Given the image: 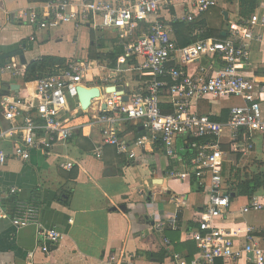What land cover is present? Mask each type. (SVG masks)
I'll return each mask as SVG.
<instances>
[{"label": "built area", "instance_id": "built-area-1", "mask_svg": "<svg viewBox=\"0 0 264 264\" xmlns=\"http://www.w3.org/2000/svg\"><path fill=\"white\" fill-rule=\"evenodd\" d=\"M219 1L191 0L188 14L182 20H195L217 7ZM165 3L166 0H47L41 9L29 7L21 12L20 17L36 30H51L72 23L75 27L112 31L124 54L106 77H101L104 64L96 60L68 59L56 74L34 81L33 100L28 102V97L21 96L9 102L8 97H3L1 104L7 106L4 118L11 125L1 136L13 137L14 142L11 152L0 149V170L9 158L26 161L32 150L45 151L65 143L72 136L70 119L92 110L94 114L88 123L101 137L100 145L95 148L96 156L101 155V147L105 145L113 146L118 154L128 158L135 157V148L154 145L173 163L183 166L179 151L184 146L191 149L185 169L168 167L166 170L167 177L181 182L192 178L208 192L199 223L189 234L198 250L191 264H213L218 258L242 257L250 264H264V249L251 236V227L243 229L247 242L240 248L232 239L225 238L223 229L217 226L230 207L221 175L227 157L222 146L228 145L231 151L238 152L241 139H247L264 152V81L251 79L242 70L250 59L252 43L262 40L255 33V27H264V5H258L247 18L233 13L223 39L208 37L178 47L171 23L160 18ZM34 40L31 35L29 41ZM202 56L207 64H199L191 72L189 65ZM131 57L135 62L121 69L120 62ZM24 68L20 62L11 61L3 66L2 72L22 76ZM123 71L137 75L144 86L132 93L119 88L118 79L112 75L118 77ZM79 85L96 86L100 90V96L91 100L87 110H82L77 100ZM110 85L117 91H105ZM123 95L127 96L126 101ZM71 100L76 101L73 109ZM203 100L235 101V104L228 106L227 119L218 121L210 113L198 112L197 104ZM162 104L169 110H164ZM126 122L141 125L143 134L126 140L120 130V125ZM60 166L69 170L72 164ZM16 193L14 187L8 190L9 196ZM262 210L264 195L255 193L241 206L240 213ZM157 212L153 208L150 215L155 219ZM11 222L17 229L34 226L50 244L58 243L63 237L58 230L42 226L37 205L20 198L14 201ZM175 222L174 216L155 219L151 228L163 232L176 228ZM164 242L169 245L167 239ZM42 250L47 252L48 246L42 245ZM173 258L178 261L179 256L174 254ZM110 259L116 261L114 256Z\"/></svg>", "mask_w": 264, "mask_h": 264}, {"label": "crops", "instance_id": "crops-1", "mask_svg": "<svg viewBox=\"0 0 264 264\" xmlns=\"http://www.w3.org/2000/svg\"><path fill=\"white\" fill-rule=\"evenodd\" d=\"M190 1L166 0L160 18L166 23L182 20L188 14ZM238 2L220 0L217 7L195 20L222 30L225 36L229 18L233 13L238 14ZM42 3L0 0V149L8 153L14 138L1 136L11 125L4 118L7 106L2 105L1 100L8 97L7 100L13 102L21 96L28 97V102L33 100L37 78L25 82L23 75L2 72L3 66L11 61L21 63L20 55L26 61L25 68L29 62L47 56L66 61L88 58L93 43L90 28L75 27L72 23L51 30L30 27L20 14L29 7L41 9ZM259 3L264 5L263 0ZM95 32L110 41L116 36L112 31ZM255 33L260 34L262 40L252 43L250 59L242 70L247 77L264 81V27L256 26ZM31 35L35 37L32 42L29 41ZM126 60L119 64L123 70L128 66ZM199 64H207V59L202 56L189 65V70L195 71ZM116 79L117 86L127 93L136 92L143 84L137 75L128 76L126 71L119 73ZM75 104V100L70 101L71 109ZM233 104L235 101L203 100L198 102L197 110L222 117ZM93 114L90 110L70 119L72 136L65 143L45 151L32 150L26 161L9 158L1 168L0 264H191L197 252L188 258L189 249L196 247L189 234L196 228L194 215H201L206 207L207 190L197 187L192 178L181 182L167 177L168 167L185 169V161L183 159V166L173 163L159 146L135 148V157L128 158L118 154L113 146L105 145L101 147V155L96 156L95 148L100 145L101 137L88 123ZM135 125L134 122L120 125L126 140L135 138ZM260 151L264 153L261 148ZM249 153L251 150L242 156ZM67 162L72 164L69 170L60 166ZM12 187L17 189L15 196L8 195ZM257 194L264 195V187ZM234 195L231 193L228 212L217 221V226L223 229L225 238L232 239L240 248L247 242L242 231L249 226L253 229L251 236L264 249V210L242 214L240 208L247 203V197ZM16 198L37 205L42 226L58 230L62 239L50 244L32 225L19 229L13 226V199ZM121 205L125 206L124 210L119 209ZM153 208L158 211L155 219L174 216L176 228L163 232L153 230L155 219L150 215ZM42 245L48 246L47 252L42 250ZM174 254L179 256L178 261L174 260ZM113 256L116 261L110 259ZM213 264L250 263L242 257L238 260L218 258Z\"/></svg>", "mask_w": 264, "mask_h": 264}, {"label": "trees", "instance_id": "trees-1", "mask_svg": "<svg viewBox=\"0 0 264 264\" xmlns=\"http://www.w3.org/2000/svg\"><path fill=\"white\" fill-rule=\"evenodd\" d=\"M29 2H46L47 0H28ZM239 2V11L238 15L242 18H247L259 5L260 0H238ZM171 27L174 33V37L176 40V44L178 47H184L190 45L197 40L205 39L208 37H214L217 39H223L225 36L222 35V30L220 29H212L207 27L203 21L193 20V21H185V20H175L171 22ZM95 35V31L90 29V38L92 40V46L89 48L88 58L91 60H96L99 63H104L109 68H115L117 59L124 54L123 47L118 44V39L116 37L111 38L109 43H105V41L100 40L99 43L95 44V50L93 49L94 40L93 36ZM103 38V37H102ZM7 55V57H10ZM134 59L127 58V64H133ZM66 60L58 58V57H41L39 59L33 60L28 63L25 68L23 74V80L25 82L33 81L36 78H41L46 75H54L56 74L58 68L65 67ZM144 85L142 84V87ZM161 107L165 110L168 109L167 105L162 104ZM228 110H225L224 116H211L212 119L218 121H225L227 119ZM133 131L136 133V136H140L143 134V129H141L140 125L133 126ZM223 150L227 151V159L231 162L230 171H233V181H229L228 188L224 189L227 191L229 195V200H231V193H234V196H245L247 200L250 196L257 193L258 190L263 188L264 186V170L254 171L253 175H241L239 177V169L237 168V164L242 156V152H233L229 149V146H222ZM180 156L184 159L187 164L189 158L192 155L191 149L184 146L181 151H179ZM222 164V172L224 168V164ZM196 185L195 180H192ZM197 186V185H196ZM198 187V186H197ZM200 188V187H199ZM69 197V196H68ZM15 199H13L14 203ZM66 203V200L63 201ZM200 220V213L194 215L195 226L198 225ZM191 226V224H190ZM194 226V225H193ZM176 241V240H174ZM194 243V242H193ZM195 245V243H194ZM178 243L176 242L175 247L177 248ZM196 246V245H195ZM181 247V246H180ZM177 250V249H176ZM197 252V248H190L188 258L191 259L193 254Z\"/></svg>", "mask_w": 264, "mask_h": 264}, {"label": "rangeland", "instance_id": "rangeland-1", "mask_svg": "<svg viewBox=\"0 0 264 264\" xmlns=\"http://www.w3.org/2000/svg\"><path fill=\"white\" fill-rule=\"evenodd\" d=\"M220 21H222V17L220 16ZM232 18V15H231ZM112 35V34H109ZM103 35L95 32V35L93 36V40L94 42V46L93 49L95 48V44L99 43L100 40L105 41V43H109L108 41L110 40H105V38H102ZM95 50V49H94ZM103 66H105V70L103 72H101V77H106L108 75V72L110 71L109 67L105 65L104 63H101ZM128 73V72H127ZM110 74V73H109ZM115 78L116 75H112ZM128 76H134V74H129ZM95 82H99V78L95 79ZM242 141L239 142V147L238 150H240L242 152V154L248 153L251 150V153L243 155L238 164H237V168L239 169V177H241V175H253L254 171H259L260 169H264V153H262L260 151V148L257 147L258 149H256L255 144H253L251 141L247 140V139H241ZM225 164H224V168H223V172L221 173L222 175V179H223V185L226 188H228L229 186V181H233L232 179H234L233 177V171H230V161L227 159L225 160Z\"/></svg>", "mask_w": 264, "mask_h": 264}, {"label": "water", "instance_id": "water-1", "mask_svg": "<svg viewBox=\"0 0 264 264\" xmlns=\"http://www.w3.org/2000/svg\"><path fill=\"white\" fill-rule=\"evenodd\" d=\"M224 19L227 20V13L226 12H224ZM20 61H21L22 64L26 63L23 55H20ZM105 91L114 92V91H117V89H116L115 86L110 85L109 87L105 88ZM98 96H100V90L96 86L84 87V86L79 85L77 87V100H78V103L80 104V108L82 110H87L89 108L90 104H91V100L93 98L98 97ZM123 100L124 101L127 100V96L126 95H123ZM104 108H105V106H103V109ZM119 209L120 210H124L125 206L121 205L119 207Z\"/></svg>", "mask_w": 264, "mask_h": 264}]
</instances>
